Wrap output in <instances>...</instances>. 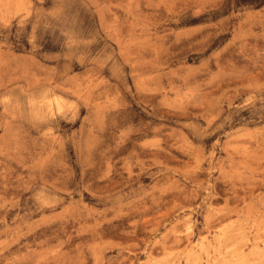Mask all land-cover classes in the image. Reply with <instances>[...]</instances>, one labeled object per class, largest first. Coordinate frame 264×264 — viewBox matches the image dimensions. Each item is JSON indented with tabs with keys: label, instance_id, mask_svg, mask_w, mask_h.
I'll return each mask as SVG.
<instances>
[{
	"label": "rangeland",
	"instance_id": "obj_1",
	"mask_svg": "<svg viewBox=\"0 0 264 264\" xmlns=\"http://www.w3.org/2000/svg\"><path fill=\"white\" fill-rule=\"evenodd\" d=\"M0 264H264V0H0Z\"/></svg>",
	"mask_w": 264,
	"mask_h": 264
},
{
	"label": "bare ground",
	"instance_id": "obj_2",
	"mask_svg": "<svg viewBox=\"0 0 264 264\" xmlns=\"http://www.w3.org/2000/svg\"><path fill=\"white\" fill-rule=\"evenodd\" d=\"M52 109V108H51ZM53 112V111H52Z\"/></svg>",
	"mask_w": 264,
	"mask_h": 264
}]
</instances>
